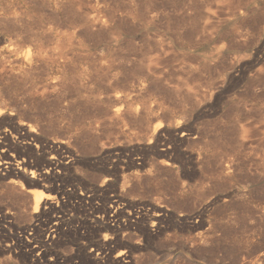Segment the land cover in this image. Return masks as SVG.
Returning <instances> with one entry per match:
<instances>
[{
	"label": "rangeland",
	"instance_id": "1",
	"mask_svg": "<svg viewBox=\"0 0 264 264\" xmlns=\"http://www.w3.org/2000/svg\"><path fill=\"white\" fill-rule=\"evenodd\" d=\"M0 144V264H264V0H0Z\"/></svg>",
	"mask_w": 264,
	"mask_h": 264
},
{
	"label": "bare ground",
	"instance_id": "2",
	"mask_svg": "<svg viewBox=\"0 0 264 264\" xmlns=\"http://www.w3.org/2000/svg\"><path fill=\"white\" fill-rule=\"evenodd\" d=\"M28 128V127H27ZM15 130V129H14ZM4 131V130H3ZM33 134V133H32ZM23 137V136H22ZM40 142V141H39ZM1 145V144H0ZM27 148V147H26ZM51 148V147H50ZM6 150V149H5ZM1 151V150H0ZM164 152V151H163ZM8 155V154H7ZM58 156V155H57ZM68 156V155H67ZM7 158V157H6ZM60 158V157H59ZM3 159V158H2ZM40 159V158H39ZM55 159V158H54ZM62 159V158H61ZM29 160V159H28ZM11 161V160H10ZM4 162V161H3ZM8 163H10L9 162V160L7 159V164ZM71 163V162H70ZM41 164V163H40ZM9 165V164H8ZM11 165V164H10ZM27 165V164H26ZM29 165V164H28ZM46 165V164H45ZM66 165V164H65ZM60 166V165H59ZM46 168H48V167H46ZM58 169V165L57 164H55V163H52L51 165L49 164V171H56ZM58 171V170H57ZM59 173V172H58ZM55 190V189H54ZM82 192V191H81ZM46 200V199H45ZM90 201V200H89ZM116 202V201H115ZM121 202V201H120ZM42 203V201H41V198L40 197H38V198H36L35 199V208H38L39 207V205ZM118 205V204H117ZM42 206V205H41ZM55 207V206H54ZM116 207V206H115ZM115 207H114V209H115ZM113 214V213H112ZM142 216V215H141ZM162 216V214L160 213V212H157V213H155L154 214V216H153V222H154V224H155V221H158L159 220V218ZM90 217H92V216H90ZM138 217V216H137ZM145 217V216H144ZM143 217V218H144ZM199 217V216H198ZM147 220V219H146ZM115 221V220H114ZM152 221V220H151ZM57 222H58V220H57ZM57 222H55L54 223V225H57ZM151 224V223H150ZM153 224V223H152ZM6 228V227H5ZM54 231V230H53ZM52 232V231H51ZM53 236V235H52ZM55 238V237H54ZM53 238V239H54ZM48 240V239H47ZM51 242V241H50ZM53 242V241H52ZM7 245H8V243H7ZM38 245V244H37ZM45 245V244H44ZM8 247H9V245H8ZM105 248V247H104ZM127 252V251H126ZM45 252L43 251V250H39V253L38 254H44ZM127 254V253H126ZM123 257V256H122ZM128 259H129V257H128ZM126 264H129V261L127 260V258H125L124 260H123ZM123 262V263H124Z\"/></svg>",
	"mask_w": 264,
	"mask_h": 264
}]
</instances>
